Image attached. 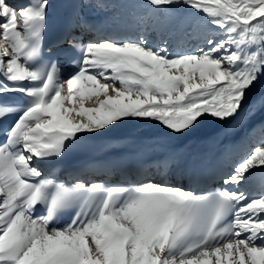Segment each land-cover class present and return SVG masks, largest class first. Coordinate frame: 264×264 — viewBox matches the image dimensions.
<instances>
[{
	"label": "snow or ice",
	"instance_id": "1",
	"mask_svg": "<svg viewBox=\"0 0 264 264\" xmlns=\"http://www.w3.org/2000/svg\"><path fill=\"white\" fill-rule=\"evenodd\" d=\"M57 7L0 0V264H264V136L206 190L169 160L114 164L115 183L65 166L130 122L264 130V0H140L130 25L74 0L48 42Z\"/></svg>",
	"mask_w": 264,
	"mask_h": 264
},
{
	"label": "bare ground",
	"instance_id": "2",
	"mask_svg": "<svg viewBox=\"0 0 264 264\" xmlns=\"http://www.w3.org/2000/svg\"><path fill=\"white\" fill-rule=\"evenodd\" d=\"M73 0H61L63 8L60 12L59 26L70 15V5ZM10 3H21L23 0H9ZM92 4L105 5L103 8L91 9L90 19L98 21L109 20L113 17L120 18L124 15L127 19L135 21L141 13L134 7L140 0H90ZM104 27V25H101ZM110 27V25H109ZM67 67V66H65ZM93 103H86V107H94ZM257 117L244 128L238 129L229 135H221L223 128L210 120L202 123L201 127L193 134L187 136L168 135L164 128L157 122H130L114 129L102 136L90 135L83 140V146L96 139L106 138L110 141L108 148L96 157L103 160L119 161L126 157L169 160L172 165L180 162L191 163L195 173L203 174L206 185H214L215 181L229 173L232 166L243 159L257 145L264 136V130L254 127L259 123ZM80 164H83L80 163ZM153 172V170H150ZM85 179L94 181L95 171H83ZM171 174V173H170ZM108 175L101 177L103 181ZM110 177V176H109ZM115 180V178L110 177ZM97 180V179H96ZM200 180H194L196 185ZM189 187L187 181H182ZM173 183H178L175 179ZM180 183V182H179ZM253 188V190H250ZM250 194L255 195L257 189L253 185L245 188Z\"/></svg>",
	"mask_w": 264,
	"mask_h": 264
}]
</instances>
